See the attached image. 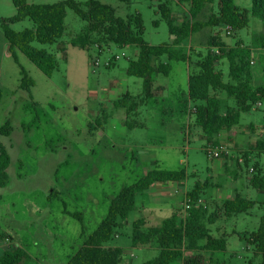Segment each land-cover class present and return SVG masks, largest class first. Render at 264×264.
I'll return each instance as SVG.
<instances>
[{
  "label": "rangeland",
  "instance_id": "obj_1",
  "mask_svg": "<svg viewBox=\"0 0 264 264\" xmlns=\"http://www.w3.org/2000/svg\"><path fill=\"white\" fill-rule=\"evenodd\" d=\"M60 1L65 0H27V3ZM77 1L86 4L89 0ZM99 1L113 7L122 18L141 14L144 39L149 44L172 43L168 24L159 13L158 1ZM171 4L174 20L182 24L191 19V11L202 5L218 12L219 0H172ZM15 15L13 0H0V17ZM86 26L87 22L67 10L65 34L57 43H33L35 48L56 56L59 67L51 78L18 50H15L19 61L16 63L0 27V90L3 93L0 130L7 122L11 127L9 136L0 134V143L6 147L11 160L8 183L0 187L1 241L10 237L15 248H22L30 257L26 264H67L106 218L112 200L121 190L138 182L158 165L161 170H184L187 173L184 190L190 193L197 184L201 185L205 191L200 196L204 200L201 206H207L208 215L218 216L209 229L214 236H226L227 250L206 254L207 264H261V257L255 254L249 239L260 226L262 206L228 218L223 213L224 201L213 205L208 199L213 189L232 186L243 198L260 204L264 201V193L250 183L253 174L264 176V151L257 147L258 142L264 141V101L242 114L240 123L233 127L236 133L232 129L220 132L223 138L229 139L227 143L233 151L231 159L227 162L212 159L206 152V134L196 125L195 117H189L186 108L188 68L183 62L169 61L163 56L160 61L169 65L170 73L168 76L158 74L154 87H164L165 92L141 106L138 117H130V123L140 122L146 124V128H130L124 120L126 110L115 107L114 101L120 98L118 94L129 92L137 96L143 91V80L127 74L130 62L136 60L137 49L120 48L115 44L92 45L87 50L73 46L71 40L82 34ZM32 27L30 20L12 25L15 31ZM262 32L261 23L251 17L248 27L240 32L229 35L224 29H207L176 49L190 53L196 63L200 55L207 53L203 45L208 36L216 33L228 46L240 41L249 46L252 59L257 58L262 63L259 68L263 72L264 49L255 42ZM97 60L98 66L95 65ZM107 62L112 65L106 67ZM21 67L35 82L30 93L20 88ZM217 69L223 71L228 81V64L219 62ZM115 83L119 84L120 93L107 94ZM260 84H264L262 76L252 80L254 87ZM216 94L222 100L223 111L237 108L235 101L220 92ZM187 130L191 131L190 135ZM236 139L239 144L230 143ZM238 154L248 156L244 167L238 164ZM53 192L58 194L50 199ZM143 193L136 201L138 206L143 201L148 202L151 195L147 191ZM177 202L179 195L172 196L164 209V218L170 216ZM186 202L187 197L183 206ZM141 209L140 205L133 211L123 228L117 231L118 236L105 245L122 250L121 264H144L158 255L155 244L149 245L148 250L133 246V224L141 218ZM69 213H81L83 222ZM186 214L183 212L181 219ZM10 248L13 246L1 247L4 252Z\"/></svg>",
  "mask_w": 264,
  "mask_h": 264
},
{
  "label": "trees",
  "instance_id": "obj_2",
  "mask_svg": "<svg viewBox=\"0 0 264 264\" xmlns=\"http://www.w3.org/2000/svg\"><path fill=\"white\" fill-rule=\"evenodd\" d=\"M129 2L130 0H120ZM172 0H160L159 13L169 27L172 43L151 45L144 39L145 26L141 14L137 13L126 18L117 16L116 10L99 0H89L86 4L77 0H65L53 4H28L27 0H13L16 15L12 18L0 17V27L10 44V51L16 63H19L15 50L24 54L45 76L51 78L59 64L54 54L33 46L34 42L43 45L57 43L65 34V19L67 10H72L81 20L87 22L84 32L71 40L73 46L87 50L92 45L115 44L120 48H136L138 56L131 61L127 74L143 80L142 97L125 94L114 104L126 108L128 114L136 113L140 104L154 96L153 86L158 74L168 76L169 65L155 64L156 60L167 56L169 61L185 62L189 67L188 98L195 103L192 115L196 125L206 134L208 143L213 141L223 130H231L237 126L243 113H249L254 105L264 101V85H252V49L242 41L234 46H228L219 34L208 36L205 56L194 63L190 53L177 46L184 43L195 34L215 28H229L230 34L237 33L248 27L251 17L258 20L263 32L255 39L258 47L264 49V0H219L218 12L208 10L204 5L191 11V19L177 24L172 11ZM25 20L33 23L32 28L15 31L12 25ZM158 24V23H157ZM229 34V35H230ZM65 50V48H62ZM226 62L229 69V80L225 81L222 70L217 69L219 62ZM196 67L195 71L193 67ZM20 88L30 93L35 86L34 80L21 67ZM217 92L237 103V108H227L223 111L222 100ZM3 93L0 90V104ZM2 136L11 134L9 122L1 128ZM258 149L264 151V141L258 142ZM207 152V151H206ZM208 154V153H207ZM245 164L248 156L244 155ZM11 164L6 147L0 143V187H6ZM187 179L184 170L167 171L158 167L151 169L133 185L127 186L112 200L108 215L98 228L88 237L78 252L70 258L67 264H120L123 252L120 248H107L105 245L117 236V231L123 228L124 222L135 211L137 195L149 190L156 183L183 182ZM250 183L254 189L264 193V176L253 174ZM202 186L196 187L187 195L192 207L184 219L178 214L163 221L161 226L149 227L146 230L145 221L139 219L133 224V246L155 244L158 255L144 264H207L206 254L225 253L227 250L226 236L215 237L211 234L209 225H214L218 216L208 215L204 206H198ZM58 193L53 192L50 199ZM262 206L260 226L249 239L255 254L261 257L264 264V201L246 199L236 195L223 203L224 216L248 213L255 206ZM70 216L83 222L81 213H69ZM28 255L22 248H10L0 256V264H22ZM210 260H214L210 257ZM212 263V262H211Z\"/></svg>",
  "mask_w": 264,
  "mask_h": 264
},
{
  "label": "crops",
  "instance_id": "obj_3",
  "mask_svg": "<svg viewBox=\"0 0 264 264\" xmlns=\"http://www.w3.org/2000/svg\"><path fill=\"white\" fill-rule=\"evenodd\" d=\"M175 9V8H174ZM172 11H174L173 9H172ZM131 48V47H130ZM137 56H138V50L136 51V58H137ZM254 62H255V65L252 67V75H253V79L252 80H254L257 76L259 77V76H262V78H263V81H264V71L263 72H261V70H260V68L259 67H261V65H262V63L261 62H259L258 61V59L256 58H254V60H253ZM156 63V65H158V63H160L161 61H160V59L159 60H156L155 61ZM185 65H186V67L188 68V71H189V67H188V64L187 63H185V62H183ZM112 65V63L109 65V66H106V67H110ZM170 69V68H169ZM169 73H170V70H169ZM189 73V72H188ZM169 75V74H168ZM188 77H189V74H188ZM258 85V84H257ZM264 85V84H263ZM112 87H111V89H108V92H107V94H109V93H111V94H114V93H116V92H119L120 90V87H119V84L118 83H115L114 85H111ZM260 86H262L261 84H260ZM258 87V86H257ZM153 92H154V96L152 97V98H150V99H154L157 95H159L160 93H162V92H165V89H164V87L162 88V87H157V89L153 86ZM120 93V92H119ZM125 94H130L129 92L128 93H125ZM125 94H120L121 96H119V94H118V97H123ZM131 95V94H130ZM142 95H143V91L141 92V94L140 95H137V96H133V95H131V96H133L134 98L135 97H142ZM120 98H118V99H120ZM188 98V97H187ZM117 99V100H118ZM150 99H148V100H150ZM189 99V98H188ZM117 100H115L114 101V103L117 101ZM148 100H146V101H144V102H142L141 104H140V106H139V108H138V110H137V112L135 113H131V114H128V112H127V109L126 108H121V107H117V108H121V109H125L126 110V115H125V117H124V120H125V122H126V125L128 126V127H130V128H137V127H141V128H146V124H143V123H137V122H129V119H130V117H138L139 116V109H140V107L141 106H143V105H146L147 104V102H148ZM188 104H187V109H188V114H189V117H191V115H192V113H193V111H194V106H195V103H193V102H191V101H189L188 100V102H187ZM192 105V106H191ZM114 106H115V104H114ZM116 107V106H115ZM192 109H191V108ZM193 116V115H192ZM102 128V126H100L99 127V129H101ZM235 129L234 128H232V131L234 132V133H236V130L234 131ZM189 132V133H188ZM190 132L191 131H188L187 130V134H189L190 135ZM227 140H229V139H227V138H223V136H222V134H219L218 136H216L215 138H213V141H218V142H228ZM236 142V143H235ZM230 143H234V144H239V142L237 141V139L236 140H234V142H230ZM229 144V143H228ZM226 162H227V160H226ZM226 162L224 161V163L223 164H226ZM222 164V165H223ZM156 167H158V165H156ZM155 168V167H154ZM153 168V169H154ZM159 168V167H158ZM151 170V169H150ZM149 170V171H150ZM218 175H223V173H219ZM186 181H187V179L185 180V181H183V182H166V183H156V184H154L149 190H147V192H149V194H151V195H149L148 196V202H145V201H143L142 202V204H139V206L141 205L142 206V214H141V218L140 219H143L144 221H145V227H147V228H149V227H158V226H161V224L163 223V221L164 220H166L167 218H164V216H162L163 215V212H164V209H165V207L167 206V205H169L170 204V200H171V197L172 196H175V195H179V202H177L178 203V206L176 207V208H172L171 209V214H170V216L168 217V218H170L171 216H173L174 214H178V216L181 218V214H183V212H184V210H183V205H184V201H185V198L187 197V195L189 194L188 193V191H186V190H184V183H186ZM177 186H182V188L183 189H181V188H178ZM231 187V188H230ZM216 190V188L215 189H213L212 190V192H211V194H210V199H208V202H210L211 204H213V205H219V204H221V203H223V201L225 202L226 200H231V199H233L236 195H240L241 197H243V195H242V193L241 192H239V190L237 189V188H235V187H232V186H221L217 191H215ZM205 191L204 190H202L201 191V193H204ZM227 192V193H226ZM228 192H232V193H228ZM144 194V193H143ZM143 194H140V195H137L136 196V198H135V203H136V201H137V199L138 198H141L140 196L141 195H143ZM230 194V195H229ZM234 194V196H232V197H230L231 195H233ZM201 196H202V194H201ZM173 199V198H172ZM199 200H201V201H204L203 199H202V197H200V199ZM207 200V199H206ZM207 202V201H206ZM138 205H137V203H136V209L138 210V207H139ZM200 206V205H199ZM204 207L205 208H207V206L206 205H204ZM135 209V210H136ZM82 217H83V215H82ZM183 217V216H182ZM124 226V225H123ZM212 234V233H211ZM213 235V234H212ZM117 236H118V234H117ZM215 237H220V236H215ZM88 239V237L84 240V242H83V244L85 243V241ZM12 246H13V248L15 247L14 246V242L12 243ZM82 247V246H81ZM81 247H79V249L81 248ZM142 247H144V249H146V250H148V248L149 249H151L150 247H149V245H146V246H142ZM78 249V250H79ZM1 252H0V256L4 253V251L1 249L0 250ZM78 251H76V253H77ZM75 253V254H76ZM74 254V255H75ZM73 255V256H74ZM30 260V257H29V255H28V258L27 259H25V260H23V262H22V264H26L28 261ZM70 260V259H69ZM123 260V259H122ZM68 263V262H67ZM121 263H122V261H121ZM120 263V264H121ZM174 264V263H173ZM180 264H182V263H180Z\"/></svg>",
  "mask_w": 264,
  "mask_h": 264
},
{
  "label": "built area",
  "instance_id": "obj_4",
  "mask_svg": "<svg viewBox=\"0 0 264 264\" xmlns=\"http://www.w3.org/2000/svg\"><path fill=\"white\" fill-rule=\"evenodd\" d=\"M156 1H160V0H156ZM225 31L227 32V34H230V30L228 27L225 28ZM252 65H255V62L252 61L251 62ZM95 65L98 66L99 65V61L97 60L95 62ZM110 65V62H107L106 63V66H109ZM206 151L208 153V155L212 158V159H216V160H219V159H224V160H228V159H231V156H232V153L233 151L230 149V145L226 142H218V144H215L213 142L211 143H208L207 146H206ZM237 161H238V164L240 167H244L245 165V157H244V154H238L237 155ZM250 171L253 172L254 171V168H250ZM201 200L198 201V206L200 205L201 206ZM192 207V204L190 202L189 199H187V202L185 203V206H184V212L186 213L189 209H191ZM4 240V241H3ZM1 241L0 239V249L1 247L3 246H10L12 245V242H11V238L10 237H7L5 239H3Z\"/></svg>",
  "mask_w": 264,
  "mask_h": 264
}]
</instances>
